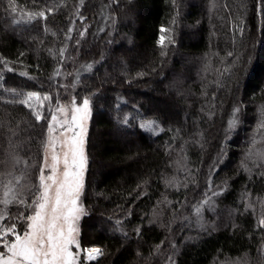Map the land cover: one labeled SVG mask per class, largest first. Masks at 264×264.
Here are the masks:
<instances>
[{"label": "trees", "instance_id": "1", "mask_svg": "<svg viewBox=\"0 0 264 264\" xmlns=\"http://www.w3.org/2000/svg\"><path fill=\"white\" fill-rule=\"evenodd\" d=\"M6 5L0 0V58L14 72L5 70L0 79V172L12 170L10 161L4 163L8 152L30 163L37 158L46 127L23 105L10 103L13 96L4 89L53 93L62 47L72 48L84 65L94 62L76 82L78 96L92 101L83 194L87 214L80 239L84 247L105 250L90 264H165L171 243L176 264H264V229L257 227L264 205V161L248 157L250 148L253 153L264 150L259 130L264 119V0H15L16 13H6ZM47 7L56 8L47 20L12 23L21 12ZM77 7L83 22L75 15ZM112 19L114 30L109 28ZM85 23L87 31L80 37ZM233 25L243 27V36ZM70 26L72 39L66 40ZM161 26L175 40L163 49L157 44ZM237 105L239 123L211 173L212 190L224 191L212 198L214 211L205 206L197 223L194 205L205 192L211 197L209 169ZM128 113L134 119L125 127L116 118ZM144 121H155L163 130H142ZM35 175L33 170L32 183ZM246 193L254 206L247 210ZM25 194L30 203L31 195ZM18 207L10 204L9 214ZM117 219L127 237L113 230Z\"/></svg>", "mask_w": 264, "mask_h": 264}, {"label": "snow or ice", "instance_id": "2", "mask_svg": "<svg viewBox=\"0 0 264 264\" xmlns=\"http://www.w3.org/2000/svg\"><path fill=\"white\" fill-rule=\"evenodd\" d=\"M83 0H81V4ZM175 3V0H173ZM260 5L258 4V7ZM55 7H47L37 12L27 14L21 12L20 18L15 17L12 23L21 22L32 23L37 18L47 20V13H52ZM17 12L15 0H7L5 12ZM75 15L83 22L86 18L80 14L77 7ZM243 23V22H241ZM70 24L74 25L75 21L70 19ZM233 30L239 31L243 36V27L233 25ZM45 31L47 28L45 27ZM87 27L79 31L78 35L83 37ZM73 27H69L65 33L66 40H71ZM157 44L162 49L168 44H175L169 29L163 26L160 28ZM164 33H169L165 36ZM77 45L80 40L75 41ZM66 48L59 50L60 60L64 59ZM23 55V53H21ZM161 56L165 51L160 52ZM232 56V53H228ZM3 68L0 69V79H3V72H14L10 62L0 58ZM94 63V62H93ZM93 63L84 65L86 71H91ZM21 77H29L28 72H20ZM54 76L59 75V69L54 70ZM76 82H79L80 76L77 74ZM76 84H72L75 88ZM60 88H66V85H59ZM5 92L13 96L10 103H19L27 108L30 115L36 123L45 122L43 138L40 140L39 156L32 158L31 163L28 159H21L20 156L13 152H8V160L5 164H11V171L0 172V264H90L92 261H98L105 255V250L100 246H87L81 244L80 221L87 214L83 204L82 196L84 194L85 175L87 172L88 157L86 154L88 122L91 116V100L84 96L80 103H77L76 96H72L67 103H61L59 90L55 93V106L53 107L54 96L51 92L44 91H18L17 88H5ZM215 99V93L212 94ZM117 110L120 105L116 104ZM47 111V115H45ZM241 106H234L232 115L227 122L225 130L224 143L221 145L220 153L216 161L210 166L208 176V191H211V197L204 193V199L194 205L196 222L200 223L203 219V209L205 206L214 211L215 205L213 197L220 195L224 188L219 191L212 190L211 173L222 162L226 154V143L231 132L239 123V113ZM209 117L213 113L209 112ZM261 116L264 117V109L261 110ZM132 117L131 113L125 114L122 118L117 116L118 123L125 127L129 126ZM142 130L151 131L155 134L163 129L155 121H144L139 124ZM259 130L264 133V119H262ZM253 139L252 144L255 145ZM10 147L11 144L9 145ZM202 147V145H201ZM264 161V150H257L253 153L250 148L248 157ZM19 174L16 170L19 166ZM264 167V164L260 165ZM35 171V183L29 179ZM245 171L249 169L245 166ZM264 175V173H261ZM166 183H172L166 181ZM26 190L31 195V202L26 198ZM250 194L246 193L243 197L245 209L254 208L248 203ZM165 202L167 201L165 197ZM16 203L20 207L14 215L9 214L8 206ZM27 213V214H26ZM130 216L131 213L129 212ZM155 215V213H154ZM111 221V217L108 218ZM149 220V223H152ZM257 227L264 229V205L261 208V214L257 220ZM113 230L122 232L127 237V232L123 231L122 220L117 219L113 223ZM137 236L140 235V226L134 229ZM163 244V241H161ZM172 252L167 255L165 264H176L173 256L175 254V243L170 244ZM75 249V250H74ZM155 251L160 253V246L157 245Z\"/></svg>", "mask_w": 264, "mask_h": 264}, {"label": "rangeland", "instance_id": "3", "mask_svg": "<svg viewBox=\"0 0 264 264\" xmlns=\"http://www.w3.org/2000/svg\"><path fill=\"white\" fill-rule=\"evenodd\" d=\"M115 23H116L115 20L112 19V23H110V25H109V28L111 30H114ZM84 26L88 27L87 23H85ZM113 33H114V31H112L109 34V36L113 35ZM170 34H171V36H173V32L170 31ZM164 35L168 36L169 33H164ZM165 44H167V40H166ZM79 56L80 55H76L75 56V54L73 53V49L72 48H66V53L64 55V59L62 61V65L58 68L59 69V75H55V77H54V80L58 81L57 82L58 85L55 84L57 89L54 90V92L52 93L53 96H54L53 107L55 106V93L57 92V90H59L61 103H67L72 96H76L77 103H80L82 97H84V96H78L77 93H78V90L80 89V86L78 88V84H76V79H75L77 74H79L80 71H83L85 69L83 67L84 63L82 62V60H80ZM73 83L76 84L75 88L71 87ZM59 85H66L67 87L66 88H60ZM88 97L91 100V97L90 96H88ZM91 103H92V101H91ZM108 114H112V113L108 112ZM45 115H47V111H45ZM91 118H92V111H91V116H90V119H89V122H88L87 137H88L89 128H90V124H91ZM124 130L125 129H121L120 130V133L122 134V136H123ZM86 148H87V143H86ZM87 167H88V165H87ZM85 178H86V175H85ZM82 200H83V196H82ZM86 212H87V210H86ZM182 216L185 217V213L182 214ZM83 217H82V219H83ZM183 217L180 216L179 220L183 219ZM80 223H81V221H80ZM92 262H96V261H92ZM92 262H90V263H92Z\"/></svg>", "mask_w": 264, "mask_h": 264}]
</instances>
